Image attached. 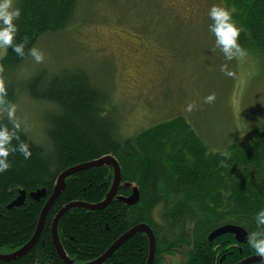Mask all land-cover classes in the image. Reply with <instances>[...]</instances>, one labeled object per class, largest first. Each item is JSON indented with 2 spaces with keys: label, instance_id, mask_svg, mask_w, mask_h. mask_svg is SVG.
I'll return each mask as SVG.
<instances>
[{
  "label": "trees",
  "instance_id": "1",
  "mask_svg": "<svg viewBox=\"0 0 264 264\" xmlns=\"http://www.w3.org/2000/svg\"><path fill=\"white\" fill-rule=\"evenodd\" d=\"M220 1L242 28L238 43L264 67V0ZM78 2L14 0L21 9L15 21L18 32L14 42L25 44V55L18 56L11 48L3 51L0 71L21 70L28 50L40 36L71 26L77 19ZM45 73H33L23 86L22 96L52 108L43 116L44 139L34 138L22 125L18 135L29 144L32 155L24 159L18 151L10 153L11 167L0 173V254L13 253L32 237L62 171L105 155H112L120 168L116 195L103 208L73 206L57 224L61 247L74 264L101 257L140 223L147 224L155 237L153 264H212L210 256L204 257L198 248L210 246L208 234L225 224L243 227L249 237L264 231L256 225V214L264 209V122L255 128L248 143H232L224 151L209 150L180 116L121 137L116 123L102 116L106 99L101 88L84 71ZM4 86L6 99L16 104L20 100L16 85L8 82ZM0 124L12 127L5 114H0ZM112 181L111 165L89 167L67 176L36 243L26 253L0 260V264H65L52 240L55 215L72 202L100 203ZM38 189H44L45 195L34 200L29 194ZM20 190L25 191L23 203L8 207ZM134 190L136 200L126 202ZM220 238L234 240L230 234ZM246 245L252 248L249 241ZM192 253H197L196 257ZM148 255V237L137 232L102 264H147Z\"/></svg>",
  "mask_w": 264,
  "mask_h": 264
},
{
  "label": "rangeland",
  "instance_id": "2",
  "mask_svg": "<svg viewBox=\"0 0 264 264\" xmlns=\"http://www.w3.org/2000/svg\"><path fill=\"white\" fill-rule=\"evenodd\" d=\"M213 4L225 7L220 0H79L75 22L34 46L43 62L28 55L21 70L0 71V81L18 90L16 119L43 140L52 108L23 98L25 82L42 70L80 69L101 88L102 116L121 137L180 116L209 150L248 143L264 122V67L248 52L225 58L209 30ZM225 64L233 76L221 71ZM210 94L215 99L206 102Z\"/></svg>",
  "mask_w": 264,
  "mask_h": 264
},
{
  "label": "clouds",
  "instance_id": "3",
  "mask_svg": "<svg viewBox=\"0 0 264 264\" xmlns=\"http://www.w3.org/2000/svg\"><path fill=\"white\" fill-rule=\"evenodd\" d=\"M212 21L209 25V30L215 36V43L224 54L227 60L233 58H243L246 56V51L238 43V37L242 28L238 26L232 19V12L225 7L213 4L208 12ZM21 16V9L14 5V0H0V53L11 48L18 56L25 55V44L15 43V37L18 32V25L15 23ZM28 54L37 62L41 63L44 60L43 52L32 47L28 50ZM221 71L227 76H233L234 73L228 69V66L222 65ZM215 99V94H210L205 97L206 102H212ZM192 105H188V110L191 111ZM0 114H6L12 127L0 124V173L5 172L11 167L9 162L10 153L19 152L24 159L31 157L32 152L28 143L22 141L18 135L21 129V121L16 119V105L6 99V89L3 81H0ZM18 141L13 144L12 141ZM256 225L258 228L264 227V209H261L256 214ZM249 243L255 253L264 261V231L252 233L249 237Z\"/></svg>",
  "mask_w": 264,
  "mask_h": 264
},
{
  "label": "water",
  "instance_id": "4",
  "mask_svg": "<svg viewBox=\"0 0 264 264\" xmlns=\"http://www.w3.org/2000/svg\"><path fill=\"white\" fill-rule=\"evenodd\" d=\"M101 165H111V167L113 169V181H112L110 190L107 193L105 199L103 201H101L100 203H96V204H89V203H83V202L69 203L58 211V213L55 215L53 222H52L51 235H52V240H53L54 246L56 248V251L58 252L62 261L65 264H74L71 260L68 259L66 253L64 252V250L61 247V244L59 242V239L57 236L58 221L61 218V216L68 209H70L73 206H80V207H84V208L90 209V210L103 208L116 195L118 186L120 184L121 176H120V168H119V165L117 163V160L112 155H105V156H102V157L95 159L93 161L78 164V165H75L73 167H69V168L65 169L64 171H62L59 174V176L55 182L54 190H53L52 194L47 199V201H46V203H45V205H44V207H43V209L39 215L37 226H36V229H35L32 237L29 239V241L27 243H25L21 248L14 251L13 253L0 254V260H9V259L16 258L17 256H20V255L26 253L36 243V241L39 238L40 232L42 230L47 212H48L51 204L53 203L54 199L57 197V195L59 194V192L63 188L64 179L67 176H69L72 173H74L78 170H81V169H85V168H89V167H95V166H101ZM29 195L34 200H39L41 197H43L45 195V190L44 189H38L36 191L31 192ZM24 198H25V191L20 190L17 197L8 205V207L21 205L24 201ZM136 198H137V191L134 190L133 194L130 197L126 198L125 200L128 203H132L136 200ZM137 232H144L147 235L148 241H149V255H148V259H147V264H153L154 256H155V237H154V234H153L151 228L145 223L137 224L134 227H132L131 229H129L117 241H115L111 245V247L101 257L95 259L94 261L85 263V264H102L104 262V260L107 257H109L111 255V253L122 242H124L127 238H129L131 235H133ZM226 233H231V234L235 235V238L238 242H247L249 239L248 233L243 227L238 226V225H232V224H225V225H222V226L216 228L215 230L211 231L208 234L207 238H208V240H213L214 238H216L222 234H226ZM253 261L264 262L261 260V258L259 256H257V257L255 256V257H251V258L247 259L246 261L241 262L239 264H246V263L253 262Z\"/></svg>",
  "mask_w": 264,
  "mask_h": 264
},
{
  "label": "flooded vegetation",
  "instance_id": "5",
  "mask_svg": "<svg viewBox=\"0 0 264 264\" xmlns=\"http://www.w3.org/2000/svg\"><path fill=\"white\" fill-rule=\"evenodd\" d=\"M230 234L233 237V241L230 239L227 240H222L220 236L214 238L213 240H208L210 241V246L208 247H200L198 248V252H201L202 254L204 253V257L210 256L212 264H239L241 262L246 261L247 259L251 257H257L259 256L258 254L255 253V250L253 249L252 253V248H249L246 244L248 243L249 239L247 242H238L235 238V235L231 233H226ZM249 237V235H248ZM233 242L232 244H229V242ZM239 243V245H238ZM197 255V253H192V255ZM220 254V255H219ZM194 257V256H193ZM251 263H262L260 261H253L249 262L246 264H251Z\"/></svg>",
  "mask_w": 264,
  "mask_h": 264
},
{
  "label": "bare ground",
  "instance_id": "6",
  "mask_svg": "<svg viewBox=\"0 0 264 264\" xmlns=\"http://www.w3.org/2000/svg\"><path fill=\"white\" fill-rule=\"evenodd\" d=\"M249 238V237H248ZM206 244V243H205ZM238 245H239V243H238ZM156 255V254H155ZM220 255V254H219Z\"/></svg>",
  "mask_w": 264,
  "mask_h": 264
}]
</instances>
